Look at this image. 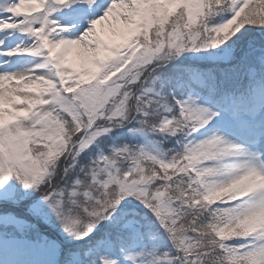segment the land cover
<instances>
[{
    "label": "snow or ice",
    "instance_id": "snow-or-ice-1",
    "mask_svg": "<svg viewBox=\"0 0 264 264\" xmlns=\"http://www.w3.org/2000/svg\"><path fill=\"white\" fill-rule=\"evenodd\" d=\"M74 6L102 15L65 25L50 19L52 10ZM229 8L234 15L227 22L207 19L213 10ZM105 21L118 37L111 44L97 31ZM245 25L264 27V0H0V258L5 241L13 250L46 241L59 255V242L44 237L39 223L77 241L104 244L106 235L97 229L134 196L154 213L176 250L174 257L164 253L162 264H264V169L242 163L229 179L207 181L226 173L202 162L235 154L236 146L221 135L188 140L167 161L121 146L81 169L83 178L75 183L66 179L72 166L60 163L111 131L108 125L129 120L134 105L136 114L149 116L151 98L125 89V83L151 92L144 84L162 67L155 61L216 49ZM17 34L30 43L7 47ZM74 51L79 66L70 58ZM20 55L40 60L30 69L8 70L10 58ZM165 110L171 115L153 123V130L185 138L218 114L191 96H172ZM30 190L40 199L33 200ZM245 197L231 208L212 207ZM205 213L210 223H203ZM250 236L247 245L226 243ZM66 255L75 260L78 253ZM99 264L114 262L101 255Z\"/></svg>",
    "mask_w": 264,
    "mask_h": 264
},
{
    "label": "trees",
    "instance_id": "trees-1",
    "mask_svg": "<svg viewBox=\"0 0 264 264\" xmlns=\"http://www.w3.org/2000/svg\"><path fill=\"white\" fill-rule=\"evenodd\" d=\"M234 12L231 8L217 12L213 10L208 20L213 25L227 22ZM162 67L156 71L144 84V88H151V92L140 89L136 92L133 85L125 83V89H131L145 99L151 98L152 107L148 109L149 116L141 117L135 113V105L129 109V120L123 121L119 126L108 125L111 131L98 136L92 144L85 148L74 160L65 161L61 157V164H70L71 175L67 177L69 183H75L77 178H83L81 169L88 166L100 155H107L113 149L128 146L132 150L143 151L144 140L136 131H144L158 146V159L170 160L173 155L183 151V144L188 140L198 141L197 132L185 138L183 133L175 135L160 134L153 130L152 124L158 122L163 116L171 115L165 110L166 102L175 96L186 100L197 92L213 105L220 102L247 103L256 102L257 94L264 90V27L245 25L232 35L223 45L216 49L202 51H184L170 60H157ZM213 77L215 78L213 80ZM215 86V92L210 93V87ZM170 107V105H167ZM135 118H132V116ZM148 123H144V120ZM148 155V154H147ZM209 161L202 162V167L208 166ZM127 162L123 167H128ZM59 172V168H54ZM58 177H54L57 179ZM216 178V177H215ZM213 181V176L206 177ZM35 197L40 198L36 192ZM238 201V200H237ZM237 201L230 203H217L212 207L231 208ZM210 213H205L203 223H210ZM41 234H45L60 244V253L57 264H99V257L105 256L114 264H126L124 252L140 241L146 249L147 264H162L164 253L176 256V250L169 239L165 229L160 225L154 213L134 196L126 197L117 207L111 220L102 222L97 229L100 236L106 235L104 244L97 245L95 240L77 241L63 234L59 227L39 223ZM97 233H94L96 235ZM250 237H234L227 241L231 246L247 245ZM78 253L73 257L67 256L69 252ZM178 264V262H175Z\"/></svg>",
    "mask_w": 264,
    "mask_h": 264
},
{
    "label": "rangeland",
    "instance_id": "rangeland-1",
    "mask_svg": "<svg viewBox=\"0 0 264 264\" xmlns=\"http://www.w3.org/2000/svg\"><path fill=\"white\" fill-rule=\"evenodd\" d=\"M106 3H111V0H105ZM102 15V11H81L77 8H59L54 9L51 12L50 19H55L58 23L65 25L71 22H83L84 18H94L95 16ZM229 20V19H228ZM26 46L30 41L20 36L19 34L10 37L7 41V47L16 46L21 44ZM112 43V42H110ZM28 61V65L25 68L30 69L35 62L39 61V57H31L27 55H20ZM72 62L79 66L77 61V55L72 53ZM24 68V70H25ZM193 98L197 100V103L204 107H208L212 111H216L218 114L213 118L209 124L200 129L197 132V138L199 140L205 139L207 136H211L213 133L221 135L225 140L235 145L233 155L224 157L221 160H210L208 167L218 168L223 175L213 176V181H225L230 178L233 170L236 166L242 163L254 166L258 169H264V90L260 91L253 104L247 103H235L234 107L231 104L224 101L215 103L213 105L209 101L205 100L203 96L195 92ZM46 108H52L53 105L45 106ZM138 135L142 136L144 140V150L148 155L155 156L158 158L159 149L153 140L146 136L144 131H136ZM216 177V178H215ZM10 184L15 181L10 180ZM15 187L24 191L22 186L15 183ZM32 192L31 198L33 200H39V197H35V190ZM245 197L237 201V205L247 200ZM48 240L51 238L45 234H42ZM254 238L251 237L250 240ZM57 251L55 246L46 241H41L40 244L34 246H28L20 249H10L8 242L5 241V247L0 258V264H57ZM126 264H147L146 263V249L143 243L140 241L124 252Z\"/></svg>",
    "mask_w": 264,
    "mask_h": 264
},
{
    "label": "bare ground",
    "instance_id": "bare-ground-1",
    "mask_svg": "<svg viewBox=\"0 0 264 264\" xmlns=\"http://www.w3.org/2000/svg\"><path fill=\"white\" fill-rule=\"evenodd\" d=\"M71 31H75V29H70ZM97 31L100 34L101 38L105 40L106 43L111 44L110 42H114L115 40L118 39L117 36H114L112 34V29L109 27V22L105 21L103 22V24L98 25L97 26ZM74 38V37H71ZM14 47V46H12ZM10 47V48H12ZM73 53H75L77 55V61L78 64L80 65L81 63V57L77 54L76 51H74ZM0 59H3L2 57H0ZM38 62V61H37ZM35 62V63H37ZM26 65H28V61L23 58L22 56H14L10 58V63L7 65L8 70H24V68L26 67ZM32 68V66H30ZM28 69V68H25Z\"/></svg>",
    "mask_w": 264,
    "mask_h": 264
}]
</instances>
